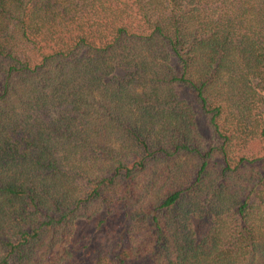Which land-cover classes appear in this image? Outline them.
Instances as JSON below:
<instances>
[{"label": "trees", "instance_id": "1", "mask_svg": "<svg viewBox=\"0 0 264 264\" xmlns=\"http://www.w3.org/2000/svg\"><path fill=\"white\" fill-rule=\"evenodd\" d=\"M0 264H264V0H0Z\"/></svg>", "mask_w": 264, "mask_h": 264}, {"label": "rangeland", "instance_id": "2", "mask_svg": "<svg viewBox=\"0 0 264 264\" xmlns=\"http://www.w3.org/2000/svg\"><path fill=\"white\" fill-rule=\"evenodd\" d=\"M202 128H204V127H202ZM205 129V128H204Z\"/></svg>", "mask_w": 264, "mask_h": 264}]
</instances>
